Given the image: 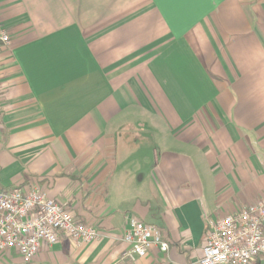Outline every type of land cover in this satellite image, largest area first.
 I'll return each instance as SVG.
<instances>
[{
  "label": "crops",
  "instance_id": "crops-1",
  "mask_svg": "<svg viewBox=\"0 0 264 264\" xmlns=\"http://www.w3.org/2000/svg\"><path fill=\"white\" fill-rule=\"evenodd\" d=\"M0 29V189L99 232L0 264H117L129 218L169 245L134 264H198L264 198V0H0Z\"/></svg>",
  "mask_w": 264,
  "mask_h": 264
},
{
  "label": "built area",
  "instance_id": "built-area-1",
  "mask_svg": "<svg viewBox=\"0 0 264 264\" xmlns=\"http://www.w3.org/2000/svg\"><path fill=\"white\" fill-rule=\"evenodd\" d=\"M9 42L0 29V46ZM60 237L79 245L96 241L99 232L38 185L0 189V254L12 251L29 263ZM122 241L128 248L117 264H134L154 247L162 253L169 249L157 227L135 218L127 220ZM259 257H264V198L223 218L206 220L198 264H253Z\"/></svg>",
  "mask_w": 264,
  "mask_h": 264
}]
</instances>
